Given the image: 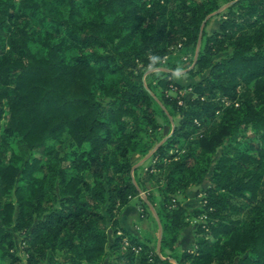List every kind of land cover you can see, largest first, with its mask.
<instances>
[{
    "label": "trees",
    "instance_id": "obj_1",
    "mask_svg": "<svg viewBox=\"0 0 264 264\" xmlns=\"http://www.w3.org/2000/svg\"><path fill=\"white\" fill-rule=\"evenodd\" d=\"M225 1L234 2L188 70L202 75L195 97L179 103L165 92L180 85L179 60L143 76L149 64L164 67L171 46L195 54L221 0H0V255L9 264L24 260L18 235L26 264H98L109 253L114 264H264V0ZM158 116L178 120L155 165L138 172L131 157L161 141ZM221 147L192 215L206 216L196 248L181 251L191 214L180 201L172 208L173 197L201 186ZM135 197L143 216L157 210L155 244L119 226Z\"/></svg>",
    "mask_w": 264,
    "mask_h": 264
},
{
    "label": "rangeland",
    "instance_id": "obj_2",
    "mask_svg": "<svg viewBox=\"0 0 264 264\" xmlns=\"http://www.w3.org/2000/svg\"><path fill=\"white\" fill-rule=\"evenodd\" d=\"M233 2L234 1H229L228 2V1H225V0H221L220 8L217 11L212 12L211 14H209L206 17V19H207L206 23H204V25L202 24V30H201L200 38H199V41H198V44H197V48L195 49V54H184V53H182V48L180 47V45L171 46L170 47V52L167 55H165L164 58L162 59L164 67H161V66L159 67L158 66V67L154 68V67H152V64H149V66L147 67L148 71L144 74L143 78L146 80V77H147L148 73H151V72L152 73L153 72H158V71H160L162 69L168 70L169 68L166 67V64L168 62L169 63H173V62H177L179 60V62H181L180 67H179L180 70H176L175 71L177 74H175L173 79L176 80L178 83H180V85H182V86L173 85L172 89L166 90L165 92H166L167 95L173 96L174 98H177V99H180V100L183 97L186 98L187 100H189L190 98L195 97L194 92H193V90L191 88V84L196 82V81H198L201 78L202 75L194 77L190 73H188V70L194 66V61H195L196 57H198V55L200 53V50H201V47H202V42H203V39L205 38L203 36V33L205 32L207 35H211L214 32L219 30V25H220L221 21L223 20V14ZM228 53H229L228 51L221 52V53L217 54L214 58L216 60H218L219 58L224 57ZM140 66H141V63H140ZM154 74L155 73H153V75L152 76L150 75V76L154 77ZM147 81H148V79H147ZM157 81H158L157 79L154 80V83H157ZM161 91H162L161 88H159L158 92L160 93ZM152 94H153V92H152ZM179 103H182V100ZM223 104H224V106H226L229 103H228V101H224ZM166 111L169 113V110H167V108H166ZM217 114L218 115L216 116V119L220 120L221 112H217ZM171 120H172V122H173V124L175 126L176 121L178 120V117L177 118H174V117L172 118L171 117ZM158 122L161 124V127L158 130V137H161V141L155 146V148H153L147 155H145L146 157H151V155L154 153V151L159 146V144L161 145L169 137V136L166 137V139L164 140L163 137L165 136V134H168L169 132H171V134L173 133L174 128L171 125V122L170 123L165 122L164 118H162L161 116H158ZM163 125H164V127H163ZM162 138H163V141H162ZM230 141H231V139H229L226 142V144L228 142H230ZM233 144L235 146H238V147L242 146L241 144H239L237 142H235ZM11 150L17 151V146H16L15 142L11 143ZM223 150L224 149L222 147L218 149V152H217V154L214 157V161H213V164H212V166L210 168V171L206 174V177L203 180V182L201 183V186H197V185L190 186V187L194 186L195 187L194 190H196V191L192 195L191 199L188 200L187 210L191 214L189 220L192 222L193 226L190 227L189 229H186L187 230L186 234L191 235V233H192L193 239H192L191 243H189V245L184 250H194L196 248V245H195V239H196V236H197L196 228L200 224L202 219L206 218V216L203 214V216L197 218V217H193L192 215H194V212L198 208H203L204 205L206 204V199H205L206 194H205L203 189L206 188L210 184L209 177H210V175L212 173V170H213V167H214V163L216 161V158L219 155L222 154ZM156 161H157L156 159H152L151 158V164L148 167L154 166ZM146 185H147L148 189H150L149 192H152L153 197L156 200L160 201L162 199V195L160 194V191H159V189L161 188L160 187L161 183L160 182H156V180L155 181L151 180ZM142 193L146 194V191H141V194ZM182 193H185V192H179L173 197V201H172V204H171L172 208L176 207L177 203L180 201L179 196ZM146 196H147V194H146ZM141 197H142V195H141ZM135 198H136L137 204H139V197H135ZM140 211H141V208H140ZM151 214H152V210L149 211L148 215L151 216ZM154 227H155L156 231H155L154 235L150 237V239L152 240L151 244H155L156 242L159 241V239H158V226H157L156 223H154ZM119 228L120 227H118V234H122V231ZM107 229H108L110 242H112L113 238H110V236L112 235V233L114 231V228L112 227V225H110V222L108 223V228ZM188 230H193V232L192 231H188ZM16 239H17V243H18V247H19L18 251L21 254V256L23 257V259H24L21 264H26L25 263V254L23 253L22 248H21L22 236L18 235V236H16ZM150 239L149 238H145L144 240L143 239L142 240L143 241H146V240L149 241ZM185 240H188V239H185ZM185 240L182 241V243H184ZM129 246H131V244H130L129 238L126 236V237L123 238V241H122V249L125 250ZM138 249H140V248H138ZM108 258H110L109 259V263H108ZM114 259H115V255L111 253V256H109V257L106 256L103 259V261H101V263H98V264H114ZM0 264H9V260L7 258H2L1 255H0Z\"/></svg>",
    "mask_w": 264,
    "mask_h": 264
},
{
    "label": "crops",
    "instance_id": "obj_3",
    "mask_svg": "<svg viewBox=\"0 0 264 264\" xmlns=\"http://www.w3.org/2000/svg\"><path fill=\"white\" fill-rule=\"evenodd\" d=\"M171 125L174 128L173 122L171 123ZM163 127H164V125H163ZM170 134H171V132H169L168 134H165V136L163 137L164 140L166 139V137L170 136ZM163 138H162V141H163ZM131 159L133 162V168L134 169L139 168L138 172L144 171L151 164V157L142 156V155L137 154V153H134L132 155ZM194 189H195L194 186L190 187L185 191V193H182L179 196L180 201L183 203V205L186 208L188 205V200L191 199L192 195L196 191ZM151 210H152L151 216L146 214L143 217L141 214V211H140V205L137 204V202H136V198H132L129 205L126 206L119 215V226L128 229L133 234L137 235L139 238H141L143 240L145 238H150L151 236L154 235V233L156 231L155 227H154V223H156V221L158 222L156 214H155V212L157 213V210L155 208L154 209L152 208ZM157 226H158V224H157ZM192 226L193 225L191 223L189 226L185 227L183 229V231L181 232V236H180L179 241L177 243V247L181 251L184 250L189 245V243H191V241L193 239L192 233H191V235L186 234V231H187L186 229H189ZM159 231H160V229L158 226V234H159ZM188 231L193 232V230H188ZM110 238H113V233L110 236ZM185 239H188V240H185ZM184 240H185V242L182 243V241H184ZM107 256L108 257L111 256V253H109ZM109 259L110 258H108V263H109Z\"/></svg>",
    "mask_w": 264,
    "mask_h": 264
},
{
    "label": "water",
    "instance_id": "obj_4",
    "mask_svg": "<svg viewBox=\"0 0 264 264\" xmlns=\"http://www.w3.org/2000/svg\"><path fill=\"white\" fill-rule=\"evenodd\" d=\"M206 20L207 19H205L204 21H203V25H204V23H206ZM160 145V144H159ZM142 195V197L147 201V196H146V194H144V193H142L141 194ZM152 208L154 209V207L152 206ZM155 214H156V217H157V220H158V223H159V227H160V237L159 238H161V234H162V226H161V221H160V219L158 218V216H157V213L155 212Z\"/></svg>",
    "mask_w": 264,
    "mask_h": 264
},
{
    "label": "built area",
    "instance_id": "obj_5",
    "mask_svg": "<svg viewBox=\"0 0 264 264\" xmlns=\"http://www.w3.org/2000/svg\"><path fill=\"white\" fill-rule=\"evenodd\" d=\"M133 249H134V250H136V251H138V250H139L138 248H135V247H133Z\"/></svg>",
    "mask_w": 264,
    "mask_h": 264
}]
</instances>
